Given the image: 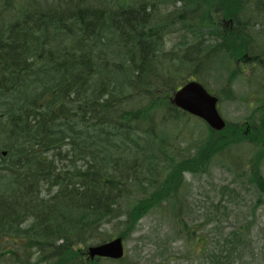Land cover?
<instances>
[{
	"label": "trees",
	"instance_id": "16d2710c",
	"mask_svg": "<svg viewBox=\"0 0 264 264\" xmlns=\"http://www.w3.org/2000/svg\"><path fill=\"white\" fill-rule=\"evenodd\" d=\"M248 12L258 20L264 8ZM221 15L237 22L229 40L235 61L246 47L240 23H247V1L0 0V143L9 155L0 164V191L11 190L6 201L0 193V264H33L30 251L53 253L58 264H87L79 261V244L103 239L101 225L121 223L120 235L127 236L146 214L170 206L184 226L185 257L200 264L243 258L250 224L236 226L223 244L212 241L202 228L188 226L184 185L174 182L182 170L201 173L232 149L228 130L209 135L193 153L161 135L186 117L173 106V92L199 76L197 44L205 33L220 32ZM223 44L204 46V59ZM6 52L11 59L3 60ZM256 128L250 139L264 150V123ZM65 144L63 161L48 159ZM256 153L264 159V151ZM243 170L241 185L264 201L260 164L247 161ZM55 184L47 198L42 189ZM129 195L136 200L123 206Z\"/></svg>",
	"mask_w": 264,
	"mask_h": 264
},
{
	"label": "rangeland",
	"instance_id": "374dc122",
	"mask_svg": "<svg viewBox=\"0 0 264 264\" xmlns=\"http://www.w3.org/2000/svg\"><path fill=\"white\" fill-rule=\"evenodd\" d=\"M254 7L264 8V0H247V12ZM261 20H264V13ZM165 39L168 45L172 46V40L168 37ZM257 41L264 45V34L259 35ZM253 63L251 59L246 62L243 57L235 69H227L228 65L221 62L213 66L210 73H203V75H205L204 80L208 88L225 95L219 105L223 117L231 123H247L248 121L255 124V129L260 123H264V94L260 89L262 81H249V79L252 76L256 78L257 72L264 75V63L263 66L257 67H254ZM229 66H232L231 63ZM244 67L245 71L242 74L240 69ZM256 94L262 98L261 102L255 99ZM230 129L226 136L228 140L233 141V144L232 149L227 151V156L222 155L210 159L205 171L201 172L202 174H192L184 169L181 171L182 178L174 182L177 186L184 182L188 183L184 190L187 195V207L184 213L191 229L202 228L203 232L210 235L212 241L223 244L225 241L221 240L222 237L226 238L236 226L250 224L246 247L239 255L243 258L237 259L235 264H264V201L259 198L255 189L248 190L243 187L237 177L238 172L244 171L243 167L247 166V161L259 163L264 176V159L256 153V151H264L261 147L262 142L258 143L250 139L249 141L252 142L250 144L247 140L237 136H228V133L234 132L236 128L230 125ZM163 134L170 140L179 141V151L183 153H193L205 139L208 140L210 137L204 122L197 117H182L177 123L163 127L161 135ZM0 144V152L1 150L8 152L6 146L2 142ZM69 150L70 145L65 144L61 148L51 150L48 159L62 157L63 161ZM8 159L9 155L6 159L7 164ZM2 162L3 156L0 153V164ZM56 164L59 168L63 167L59 159H56ZM169 165L168 162L166 169H169ZM228 186L237 191L232 197H228V193H223V188ZM220 200H225L227 203L222 202V213H218V217L212 219L215 214L214 204L216 205ZM134 201V198H128L123 200V203L127 206ZM225 205L226 207H223ZM173 210L171 206L166 210L155 209L138 221L134 232H130L126 237L129 252L125 260L126 264H198L185 257L186 243L184 233L180 230L184 226L176 221ZM67 224L72 226V223ZM114 227L115 224L108 225L110 230ZM94 242L96 243L95 239ZM92 263H98V261L87 260V264ZM103 264L117 263L103 262Z\"/></svg>",
	"mask_w": 264,
	"mask_h": 264
},
{
	"label": "water",
	"instance_id": "95a60500",
	"mask_svg": "<svg viewBox=\"0 0 264 264\" xmlns=\"http://www.w3.org/2000/svg\"><path fill=\"white\" fill-rule=\"evenodd\" d=\"M173 102L208 121V123L217 129H222L225 122L220 117L216 105L217 99L211 96L200 84L189 82L181 90L175 93ZM91 256L107 255L113 257H121L123 255V247L121 238L110 243L94 247L90 249Z\"/></svg>",
	"mask_w": 264,
	"mask_h": 264
},
{
	"label": "bare ground",
	"instance_id": "6f19581e",
	"mask_svg": "<svg viewBox=\"0 0 264 264\" xmlns=\"http://www.w3.org/2000/svg\"><path fill=\"white\" fill-rule=\"evenodd\" d=\"M198 46V52H199V57L196 59L198 62V65L204 68H210L211 66H213L216 62L214 60H207L204 59L203 56V49H204V45L202 42H199L197 44ZM196 46V47H197ZM2 57L4 58L3 60H9L11 59L12 55H10V53L8 54L7 52L4 53V55H2ZM17 61V59H15V62ZM16 64H19L21 66V62H17Z\"/></svg>",
	"mask_w": 264,
	"mask_h": 264
},
{
	"label": "flooded vegetation",
	"instance_id": "af4514ba",
	"mask_svg": "<svg viewBox=\"0 0 264 264\" xmlns=\"http://www.w3.org/2000/svg\"><path fill=\"white\" fill-rule=\"evenodd\" d=\"M246 132H247V125H246Z\"/></svg>",
	"mask_w": 264,
	"mask_h": 264
}]
</instances>
